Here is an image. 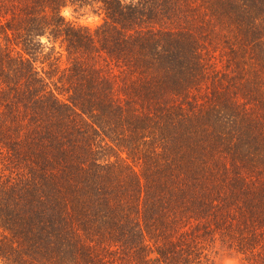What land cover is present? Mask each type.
<instances>
[{
  "label": "trees",
  "instance_id": "16d2710c",
  "mask_svg": "<svg viewBox=\"0 0 264 264\" xmlns=\"http://www.w3.org/2000/svg\"><path fill=\"white\" fill-rule=\"evenodd\" d=\"M227 259L264 264V0H0V264Z\"/></svg>",
  "mask_w": 264,
  "mask_h": 264
},
{
  "label": "rangeland",
  "instance_id": "374dc122",
  "mask_svg": "<svg viewBox=\"0 0 264 264\" xmlns=\"http://www.w3.org/2000/svg\"><path fill=\"white\" fill-rule=\"evenodd\" d=\"M63 15L69 22H72L79 26L96 27L103 22L101 16L93 13L89 9L75 11L74 9L67 8L63 11ZM222 264H240V263H236L233 260L227 259L223 261Z\"/></svg>",
  "mask_w": 264,
  "mask_h": 264
}]
</instances>
